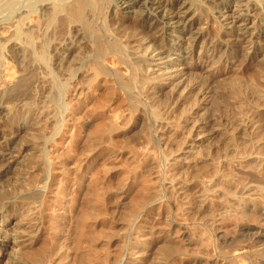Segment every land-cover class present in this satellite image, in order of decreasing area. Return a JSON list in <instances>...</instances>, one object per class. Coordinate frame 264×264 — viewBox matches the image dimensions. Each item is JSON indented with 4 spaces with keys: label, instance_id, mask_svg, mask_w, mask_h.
Wrapping results in <instances>:
<instances>
[{
    "label": "bare ground",
    "instance_id": "bare-ground-1",
    "mask_svg": "<svg viewBox=\"0 0 264 264\" xmlns=\"http://www.w3.org/2000/svg\"><path fill=\"white\" fill-rule=\"evenodd\" d=\"M27 4V9L11 11L12 18L0 19V140L8 143V137L15 138L31 127L40 132L47 130L49 136L32 146L33 161L16 169L13 182H9L11 188L0 191V218L4 215L0 222V262L12 247V251L18 248L12 264L114 262L109 256L93 258L90 227L86 232L79 229L76 251L71 252L66 245L37 249V236L46 228L44 216L51 209L47 197L55 188L54 166L60 164L66 171L73 170L70 159L56 161L48 147L56 146L63 137H70L72 144L80 125L87 129L76 119V104L71 98L79 92L82 96L86 90L88 95L93 94V89L103 85L115 90H137L136 97L127 99L136 111H127L125 117L138 123L150 115L155 123L152 138L166 153L165 164L161 163L171 175L155 190V194L166 195L159 196L142 211L143 216L136 218L134 249L123 253L119 264L144 263L148 234L140 228L147 223L148 214L164 216L170 204L177 205L186 217L195 208L198 218L211 221L215 245L234 252L229 261L210 257L195 259L191 264H264V0H28ZM5 6L13 8L8 1ZM212 24L220 35L208 46L210 38L204 30ZM246 41L248 47H244ZM253 42L260 47L258 52L250 46ZM196 54L202 61L194 60ZM27 62L31 66L29 73L24 70ZM254 62L260 67L258 71L243 70ZM224 64L235 68L223 69ZM222 81L234 83L235 89L216 90ZM27 85L35 95L31 103L11 96ZM226 96L231 105L222 114H211L215 98ZM58 111L60 115L55 120ZM20 112L23 115L17 119ZM121 119L112 124L118 126ZM204 144L209 149L204 163L211 161L215 173L185 179L180 170L190 168V162L196 160L193 156L197 152L199 156ZM9 150L7 144L0 143V154ZM93 159V154H84L77 159V170L70 172L74 175L69 178L73 182V199L82 194L84 184L79 178L91 170ZM9 167L0 172V183ZM104 204L99 213L106 214ZM87 206L84 214L90 220L94 211L90 203ZM60 210L58 213L53 208L50 217V228L58 240L68 234L56 232L66 225L64 220L69 214L65 206ZM17 219L20 222L16 232L5 226ZM140 222L143 224L139 228ZM229 223L234 226L232 234L227 230ZM253 223L262 228L255 230ZM163 229L159 235L166 236V240H152L155 246L175 241V233L182 242L189 234L186 223L173 221ZM180 260L178 264H187Z\"/></svg>",
    "mask_w": 264,
    "mask_h": 264
},
{
    "label": "rangeland",
    "instance_id": "rangeland-1",
    "mask_svg": "<svg viewBox=\"0 0 264 264\" xmlns=\"http://www.w3.org/2000/svg\"><path fill=\"white\" fill-rule=\"evenodd\" d=\"M7 1L13 4V8L11 10L6 7L7 5L5 6V2ZM27 3L28 0H0V16H4L0 17V19L10 17L12 18L13 14L11 11L15 12V10H18L19 8L27 9ZM6 8L7 10H5ZM126 16L127 15H124L123 17ZM204 34L210 38L208 46L211 45L210 43L213 39L215 41L220 35L218 30L216 29L215 24L209 25L207 30H204ZM246 42L244 43V47H248L249 45L248 42ZM252 44L250 46L254 48L256 52H258L260 50V47L257 46L256 42H253ZM194 60L202 61V59H200L197 54L194 57ZM30 67L31 66L28 64V62L27 64H24V70H26L28 73ZM215 67L216 69H219L221 66ZM222 68L234 69L235 67L234 65L226 66V64H224V66L222 65ZM258 68H260L258 67V63L254 62L244 66L243 70H245L246 72L248 70L254 73L255 69L256 71L259 70ZM234 76L235 74L232 75V77ZM233 84L234 83H231L229 81L219 82L216 86V90L222 92L223 90H228V88L235 89V84ZM97 87L96 89H93V94L88 95L86 92L88 90H86L84 91L82 96L81 92H79V94L74 99L71 98L73 102L75 101L74 103L76 104L75 105L72 102L75 105L73 106V109L75 110L73 112L76 115V119H80L78 120L80 124L85 123V127L88 126L87 129L85 130L84 128L83 130L80 125V129L75 136L76 139L74 138L75 141H73L72 144L70 141V137H67L66 139H64L65 137H63L62 139H58L57 142H59V144H57L56 146L53 145L48 147V150H52L54 152L53 156L56 161L63 163L70 159L72 161L71 167L73 165V170L66 171L67 169H63L66 167H63V165L60 164L54 166L53 171L55 181L53 186L55 188H53L52 193H50L49 197H47L51 209L47 210L46 216H44V219L45 221H47V224L45 226L46 228L43 229L42 232L37 236V240H39L37 249L39 248L40 250L50 247L60 248V246L62 247L63 245H66L71 250V252L76 251L78 250V247H76L75 243L79 229L81 228V230H84V232H86L90 227L91 232L93 234H91L92 247L94 246L92 252L93 258L97 260L109 256V258H111V262L114 261L111 264H119L123 253H127L129 249H134L135 240L133 238L134 233L132 234V231H134V223L136 221V218L138 219L140 215L143 216V212H145L146 207L152 204V202L159 198V196L162 197L166 195V192H160L159 195L155 194V190H157L163 182L169 181L168 178H170L171 175L170 171L164 165L165 159L163 158V156H166V153L162 152L161 147L156 144L157 141L152 138L154 134L155 123H153L154 121L151 119L150 115H147L148 117H146V119L138 123L130 122L125 117L129 112H131V109L134 108L130 106L129 101L127 99L130 96L136 97L137 95H135V93L137 92V90L135 89V92L132 91L133 89L130 88H128L126 91L125 89H123V91L119 88V90H115L114 87H110L109 89V87H105L103 85H100V88ZM21 88L12 93L11 96L15 97L16 99H24V101H28V103H31V101H33L32 98L34 94L30 92L28 85ZM82 89L84 88L82 87ZM131 92H133L132 94H134L135 96L131 95ZM230 102L231 100L227 96L215 98L211 114H222L226 107L231 105ZM133 110L132 112L136 111V109L134 111ZM58 112L59 113L54 114V116L57 115L56 117L53 116L55 120H58L57 117L58 115H60V111ZM149 113L150 112H148V114ZM22 115L23 113L20 112V115H17V119L21 118ZM119 119H121L120 122L122 123H120L118 126H114L112 124L114 123V120L119 121ZM101 130H103V132ZM47 133V130H43V132H40L38 129H34L31 127L26 131L20 132L15 138L12 137L10 139V137H8V143H6L5 140H0V143H2L3 145L7 144L8 148L10 149L7 152L8 154H0V172H2L8 166L11 167H9V171L4 174L5 179L2 181V183H0V191L8 190L11 188L12 184L10 185L9 182L12 181L11 179L14 177L16 169H23L26 165L32 163V146L35 145L37 142H44L43 140H46L49 136V134ZM19 148H21L22 150L20 149V151H18ZM146 148L150 153L146 152ZM207 148V145H205L202 148V153L200 152L199 156H197L198 152L193 156L196 158V160L190 162V168L187 169L186 167H184L180 170V173L183 172L181 173L182 177H184L185 179H197L202 173H206L209 175H213L215 173V165L211 161L204 163V161H206L208 158L207 155L209 153V149ZM88 153H91L94 156L93 166L86 175L84 174L82 177L80 175L81 179L79 178V181L81 180L82 185L84 184V189L82 194L76 197L77 199H73V192L71 191L73 182L72 179L69 178H73L74 175L72 176L70 172L72 173L77 170V168H74V166L78 167L77 163L79 162V160L77 161V159L83 158L84 154ZM154 159L156 161H154ZM12 160L14 161L12 162ZM161 161H164V164H162ZM6 162H8L9 164H7ZM156 163L158 164V166ZM2 165L6 166L1 167ZM44 174L45 173H43L42 176ZM82 178L84 180H82ZM25 187H27V185H25ZM25 187L23 186V188ZM190 193L193 195L194 191L191 190ZM87 194H91L93 198L90 197L91 195L88 196ZM191 194L190 196H192ZM68 195L70 199H67ZM100 199H103V202H99ZM89 203L91 204V211L95 212L91 213L93 217H91L90 220L92 221L88 220L86 218V214H84L87 213V204L89 205ZM103 204L105 205L103 208L105 209L104 212L106 214L99 213L100 206H103ZM72 205L73 207H71ZM63 206H65L69 210V214H67V220H64L65 223L67 222V226L65 224L60 226L59 228H57L58 231L56 232H62L63 235H66L68 233L70 234V239H68L69 235L67 234V239L63 238L61 240H58V235L55 234L57 235L55 236L54 230H51L50 228V226H52L50 217L53 215V208L58 210V213H61L62 210L60 209L61 207L63 208ZM195 213L196 210L194 208V210L191 212V215L187 217L182 216L179 207L177 205L173 206V204H170L167 206V212L164 216L156 215L157 212H151V214H148L150 216L147 219V223H145V226L140 228L141 224L143 223L140 222L138 224L140 230H145L143 232L148 234V238L149 235L150 237L152 236V239L147 238L148 240H145L146 248L148 249L144 250L145 248H143V256L145 255L146 258L143 264H161L164 262L178 264L181 261L180 259H184L187 264H191V262L195 259H207L210 257L225 258L227 259V261H229L234 252H229L227 249L215 245V242L212 241V234L214 231L210 226L211 221H205V223L204 218H198L197 214ZM93 214H95V216ZM210 214H212V211L206 214V216ZM3 217L0 218V222L1 219L3 220ZM207 219L210 220V218L208 217ZM18 221L20 222V219H17L16 221H13L10 224H5V226H10V228H13V230L16 232L19 228ZM173 221L176 223H186V227L189 233L187 238H185V240H183L182 242L181 238L178 237L179 235L177 236V234L175 233V236L173 235L175 237H173L175 241L167 243L162 242L155 246V243L152 242V240H156L157 238L159 240L165 241L166 236H161L159 234H162L160 232H164L163 228H166L167 225ZM111 222H113L114 226ZM229 224L230 229L227 230H230L229 232L232 234L231 231L234 230V226L233 224L231 225V223ZM252 225H254L252 227L255 230H259L262 228L261 226H259L258 223H253ZM82 226L87 228V230ZM61 227H63L62 231H60ZM54 237L57 239L56 241ZM93 237L94 240H92ZM63 240L69 241L67 242L68 244ZM13 241L14 237H12V245ZM62 241L63 244H61ZM63 247L65 248V246ZM258 247L259 245L255 248ZM12 248L7 250L6 257L2 259V261L0 262L1 264H8L6 263L8 262L6 261L7 259L9 260V262H11L10 264H12L14 258L18 256L16 252L18 248L15 247L14 251H12Z\"/></svg>",
    "mask_w": 264,
    "mask_h": 264
}]
</instances>
